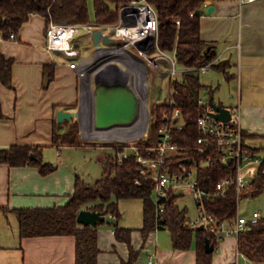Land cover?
<instances>
[{"label": "trees", "instance_id": "trees-1", "mask_svg": "<svg viewBox=\"0 0 264 264\" xmlns=\"http://www.w3.org/2000/svg\"><path fill=\"white\" fill-rule=\"evenodd\" d=\"M156 9L159 21V48L169 54H174L179 67L187 68L181 76L169 79L170 98L178 103L181 129L173 128L171 142L177 149L167 158L165 165L171 172L194 169L200 187L214 193L219 180L235 176V169L231 163L221 162L222 150L210 138L198 142L200 132L197 126L198 117L204 112L198 100L204 90L211 94L209 86L201 83L199 67L216 58V50L200 38V10L202 0H147ZM128 0H92V13L88 0H0V30L7 38L11 32L18 34L21 26L31 13L44 17L46 29L51 21L56 23H93L114 24L119 19V8ZM193 12L191 16L189 13ZM179 20V23L176 22ZM13 58L6 57L0 52V80L6 86H11ZM210 68L224 71L223 63H214ZM44 73L49 79L53 78V67L44 64ZM212 97V96H208ZM207 98V97H206ZM1 108V103H0ZM175 106L164 102L151 110V134L139 142L137 147L143 156L148 154L155 138L167 122H173ZM165 114L168 118H165ZM81 115L79 114V117ZM1 117V110H0ZM82 120L85 130V120ZM66 130L62 133L54 132L53 144H78L79 122L67 121ZM249 134L243 132V145L250 151L245 141ZM201 147L203 152L200 153ZM104 152L102 173L93 184L85 182L79 175H75L73 192L63 206L31 207L16 209L20 236H36L51 234H70L75 236V264H96L99 249L97 247V224L85 225L77 222L76 217L81 209L100 211L106 216L115 218L114 234L117 240L124 241L130 249L126 264H133L138 257V250L131 245L132 229L118 225L121 213L118 200L137 198L143 202V226L140 229L143 244L148 235L156 230L154 180L140 173V163L136 155L130 151L126 158L119 160L118 153L124 150V145H108ZM40 147L29 145H11L0 149V163L9 166L33 165L39 168L43 175L53 172L57 167L41 158ZM33 153L35 158H30ZM185 160V161H184ZM259 167L252 186L241 190L237 196L235 183L229 185L224 192L212 194L204 199L205 209L216 221L234 220L238 215L240 197H254L264 191V173ZM138 181V182H136ZM177 195L171 191L165 200L164 219L162 229H167L171 235L172 247L175 250H188L194 244L196 264H212V252L205 251V238L217 246L216 231L210 229H192L188 225L187 209L176 204ZM159 228V229H160ZM238 250L254 261H264V216L257 222H248L246 229L241 231L237 242ZM214 251V250H213Z\"/></svg>", "mask_w": 264, "mask_h": 264}, {"label": "crops", "instance_id": "crops-1", "mask_svg": "<svg viewBox=\"0 0 264 264\" xmlns=\"http://www.w3.org/2000/svg\"><path fill=\"white\" fill-rule=\"evenodd\" d=\"M209 6H213V9L208 11ZM34 21L37 30L30 33L29 27ZM199 22L200 38L215 47L217 56L214 63L220 62L224 66V71L218 72L222 73L228 88L235 91L234 97L220 94L218 101L214 102L228 108L240 107V124L249 134L245 143L251 149L257 148L255 153L263 154L264 0H202ZM45 27L44 17L31 13L21 26L16 41H0V52L14 60L11 86L4 85L0 80V149L14 144L38 146L42 148V160L48 162L43 159L44 146L55 147L60 155L61 149L67 146L95 145L84 142L81 130L78 144H53L55 130L64 132L67 127L65 122L68 121L58 122L56 112L59 109L74 111L72 104L79 98V78L68 66L70 58L61 51L46 48ZM53 52L62 54V61L58 62ZM44 64L53 67V78L46 87L43 85ZM207 86L211 92L214 91L212 85ZM219 86L216 85V88ZM72 120H77V116ZM100 150L98 159L103 164L105 151ZM65 161L66 158H59L57 169L45 175L39 172L37 166L0 163V264H75L74 235L20 236L15 213L20 208L65 205L73 192L75 175L83 179L76 169L73 172L68 170ZM183 192L177 195L176 204L187 209L189 222L197 216L196 203V215L192 218L188 215L189 207L182 202L185 197ZM123 200L139 202L135 212L128 217L122 216L120 210L119 204ZM118 207L121 213L118 225L132 229L131 245L139 251L133 264H148L150 255L155 257V264H172L174 261L170 257L179 259V264H196L193 246L188 250H175L172 247L173 250L161 252L157 245V230L152 231L143 244L140 232L143 226L141 199H120ZM96 229L99 249L96 264H126L130 249L126 242L117 240L114 226L100 222ZM232 238H222L217 246L222 240ZM233 242L235 246V240ZM142 250L146 260L140 263Z\"/></svg>", "mask_w": 264, "mask_h": 264}, {"label": "built area", "instance_id": "built-area-1", "mask_svg": "<svg viewBox=\"0 0 264 264\" xmlns=\"http://www.w3.org/2000/svg\"><path fill=\"white\" fill-rule=\"evenodd\" d=\"M253 0H241V2H249ZM191 16L193 12L189 13ZM179 23V20H176ZM86 29L89 34L95 30H101V35H109V37L116 38V42L111 44H103L94 46L93 50H113L115 56H119L120 61L113 59H105L99 63L92 71L89 82L91 91L92 88V75L93 72L102 64L109 61H117L123 64L131 73L133 88L135 89L138 97L139 104L141 96L135 86V79L141 80L142 73L145 77V106L149 110L148 93V78L147 66L152 65L158 71H161L159 64L155 58L149 56V52L154 48L169 63L168 72L171 75L170 79L181 76V74L188 70L184 67H179L174 54H169L159 48L158 35H159V21L155 7L147 0H128L119 8V19L114 24H101L96 25L93 23L75 24V23H56L51 21L46 29V48L49 51H61L66 57L71 60L68 66L73 69L79 78V85L82 88L81 77L87 72V66L83 64V51L81 46L75 42L74 36L82 30ZM3 39L17 40V34L11 32L7 38L3 36L0 30V41ZM101 60V59H100ZM214 60L199 67L201 72L207 71ZM142 68V70H141ZM139 74V75H137ZM91 85V86H90ZM170 92L174 89L169 87ZM143 100V99H142ZM169 103L174 105L175 111L173 122H167L159 130L158 136L151 147L147 148L148 154L155 156H143L137 147V139L112 140L114 145H124V150L118 153L119 160L126 158L130 151H132L137 161L140 163V173L147 178L154 180V194H155V220L156 229L163 225L161 222L164 219L165 200L171 191L179 188L182 191L188 190L196 203V218L190 220L188 225L192 229H196L203 225L204 229L216 231L217 241L224 237H233L235 240V260L232 264H264V261H254L247 257L244 253L240 252L237 247L238 236L241 231L246 229L247 223H255L261 217L259 211L254 210L249 216L238 214L234 220L221 222L216 224L215 218L206 211L204 199L206 196L212 194H220L229 186L235 183L237 196L239 197L241 190L252 186L253 180L257 174L259 167L264 163V153L258 154L248 151L243 145V128L240 124L241 110L239 106L229 108L231 117L227 121H222L210 115L213 108L209 105L207 98L201 96L198 100L199 104L203 106L204 112L197 119V126L200 132L198 142H202L208 138L214 140L222 150L221 162L223 164L231 163L232 168L235 169V176H227L219 180L215 187L214 193L204 191L196 179L194 169L187 170L185 167L181 171L171 172L168 168L161 169L167 158L177 149V145L171 142L172 129H181L183 123L176 121L180 116V109L178 103L169 98ZM165 118L168 116L165 114ZM151 123V110H149V121ZM93 138V137H92ZM95 139V138H94ZM98 140V139H97ZM203 152L201 147L200 153ZM264 173V167L261 168ZM138 182V181H136ZM162 197L165 199L162 200ZM162 229V228H160ZM216 249V247L214 248ZM148 264H155V257L150 255L147 260Z\"/></svg>", "mask_w": 264, "mask_h": 264}, {"label": "rangeland", "instance_id": "rangeland-1", "mask_svg": "<svg viewBox=\"0 0 264 264\" xmlns=\"http://www.w3.org/2000/svg\"><path fill=\"white\" fill-rule=\"evenodd\" d=\"M89 8L92 13V0H88ZM36 21L32 23L29 27L30 33L34 32L36 29ZM75 42L81 46L83 54H89L92 51V48L95 46L92 43L90 34H82L81 32L74 36ZM55 58L58 62L62 61L63 55L57 52H53ZM149 56L151 58H155L156 62L159 64L161 71L155 69L152 65L147 66V78H148V101H149V110L155 108L156 105L160 103L167 102L170 98V90H169V79L171 75L168 72L169 63L163 57H160L157 49H152L149 52ZM200 81L203 84L212 85L214 87V91L209 93L208 90L202 91L201 95L205 98L208 96H212L214 101H218V95H223L227 97H234L235 91L234 89H229L226 81L222 78V73L218 72V69L211 68L208 71L200 72L199 74ZM82 80V79H81ZM82 88L79 85V98L76 103L72 104L74 108V112L77 111V120L80 125V130L83 133L82 139L84 142H88L89 144H94L95 146L87 145L86 147L82 146H67L64 143L65 149H61V154L58 155V150L52 146H44L43 147V155L45 156L43 159L50 162L53 165L58 167V159L66 158L64 164L67 169L71 172L76 169L78 173L83 177V179L93 184L98 178H100L102 173V164L98 159V153L103 149V151L108 150V145L115 144L112 141L101 140L97 137L91 135V131L89 129V125L86 123L88 118V97L84 91V81H81ZM145 84V77L143 80ZM220 85L219 88H216V85ZM148 110V112H149ZM79 114L85 120V130L83 129L82 120L79 117ZM152 116V115H151ZM57 120V117H56ZM148 120L142 121L135 128L129 130L125 135L126 140L133 141L137 139V142H141L145 138H147L151 131L149 129ZM56 132H59L56 129ZM153 132V131H152ZM93 137V138H92ZM95 138V139H94ZM98 139V140H97ZM248 143V142H247ZM249 144V143H248ZM64 147V146H63ZM99 147V148H98ZM60 156V157H59ZM57 169V168H56ZM184 198H182V202L185 203L188 207V215L190 217H194L196 215L195 211V202L192 196L190 195L188 190L184 192ZM120 210L122 211V216H130L135 212L137 205L139 206V202L137 200L130 201H120ZM254 210L259 211L261 216H264V191L254 197H240L238 203V213L242 215H249ZM157 230V245L158 249L161 252H165L172 249L171 236L170 232L167 229H156ZM233 239V238H232ZM222 240L217 248L212 252V264H229L235 260V246L234 239ZM194 247V244L192 245ZM172 264H179V259H175L174 257H170ZM140 263L145 262L146 256L143 250L139 254Z\"/></svg>", "mask_w": 264, "mask_h": 264}, {"label": "water", "instance_id": "water-1", "mask_svg": "<svg viewBox=\"0 0 264 264\" xmlns=\"http://www.w3.org/2000/svg\"><path fill=\"white\" fill-rule=\"evenodd\" d=\"M213 6H209L208 11ZM82 34H89L86 29ZM92 43L98 47L103 44L116 42V38L109 35H101V30H95L90 34ZM48 74H45L43 85L46 87L49 83ZM92 88L94 94V126L96 128H109L116 125H127L134 122L139 113V97L133 88L132 75L130 71L120 62L109 61L100 65L92 75ZM209 105L213 108L210 113L216 119L227 121L230 119V109L214 102L212 97H207ZM77 112L59 109L56 112L58 122L64 120L71 121ZM30 158H35L30 154ZM185 161V160H184ZM182 189L176 190V195L181 193ZM165 198L162 197V200ZM80 224L96 225L98 222L114 223L115 218L106 216L100 211L81 209L76 217ZM200 229L203 225L199 226ZM205 251L213 252L214 246L205 238Z\"/></svg>", "mask_w": 264, "mask_h": 264}, {"label": "bare ground", "instance_id": "bare-ground-1", "mask_svg": "<svg viewBox=\"0 0 264 264\" xmlns=\"http://www.w3.org/2000/svg\"><path fill=\"white\" fill-rule=\"evenodd\" d=\"M118 60L119 56H115V53H113V50L107 49V50H93L89 54H83V64L85 63L87 68V72L82 75L81 79L84 81L85 87L84 91L88 97V118L86 123L89 125V129L91 131V135L94 137H97L101 140L105 141H112L114 139H123L126 140L124 135L129 131L135 128L139 123L142 121L148 120L149 119V112L148 108L145 106L144 102V92H145V86L143 83L144 80V72L142 73L141 80L139 78L135 79V86L138 90V93L141 96L140 104H139V113L137 118L132 122L131 124L127 125H116L113 127L109 128H96L94 126V111H93V106H94V94L93 91H91V88L89 87V82H90V77L92 74V71L98 65L96 61L99 63L105 59H113ZM101 59V60H100ZM142 70V68H141ZM139 75V74H137ZM91 86V85H90ZM143 99V100H142Z\"/></svg>", "mask_w": 264, "mask_h": 264}]
</instances>
